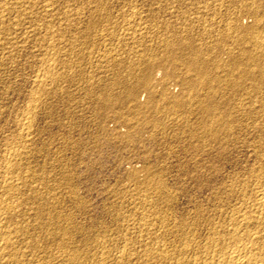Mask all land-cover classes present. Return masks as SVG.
Here are the masks:
<instances>
[{
    "label": "rangeland",
    "instance_id": "1",
    "mask_svg": "<svg viewBox=\"0 0 264 264\" xmlns=\"http://www.w3.org/2000/svg\"><path fill=\"white\" fill-rule=\"evenodd\" d=\"M8 1L9 0H0V27L2 25L0 28V44H2L0 45V178H3L2 181L5 179H8V181L11 180L14 184L15 190L13 191L14 193H12L13 195L10 196V198H12L11 201H15V203L17 200L23 201L17 202L19 203V205H17L19 206V209L17 210L20 216L17 215L18 212H16L17 214L15 212V214H9L11 215L10 217L7 215L9 218L5 216L7 222L5 221L6 223H4V225H8L7 228L9 230H13L17 225H19L18 227L23 226L22 228H24V226L27 228L28 226L27 229L32 231L35 235L34 236L28 231V234L21 232L23 237L21 233L20 235L18 233V236L16 234L17 238L22 237V240L17 239L14 235V239L11 237V243L14 244L13 248L15 247L14 252L18 255L16 264H31L40 261V264H50L52 261V264H54V261L58 258L59 259L58 261H55V264H57V262L60 264L61 259L71 257L72 254L76 255V257H78L77 260H81L80 262L82 264H86V262L87 264H105L106 262V264H117V262L120 264L119 262L122 260L123 262L121 264H138L140 261L143 264H154L150 263L152 259H154L153 262L156 261L155 264H157V261H159L158 264H161L160 261L162 259L160 257L162 256L160 255L162 251L163 253L167 251L168 254L173 256L172 262H170L173 264L180 260L193 261L197 255H202L212 240L216 238V236L218 237L217 234L220 233L222 229L229 227L232 222V217L234 218L233 220H235L244 216L245 212L252 209L253 203L256 202L254 200L257 199L256 197L259 193L258 190L261 191L264 189V48L262 49L263 51L261 50L260 52L254 53V58L257 55L255 58L256 60H254V63H250L249 67L247 66L248 70L253 73L248 72L247 75L245 74V76H243V73V75L241 73L239 75V70V72L234 70L235 74H232L234 76H231V79L236 80H233L234 83H236L234 87V89H236L233 92L228 89V91L225 92L226 94L224 97L226 96L225 99L230 101H227L228 104L230 103L228 107L231 105L230 108L233 107L232 111L234 113L231 111L230 115H232V118H229V124L230 126L232 125L231 129L234 128V130L231 131L232 133L230 132L228 134V136H230H226V138L225 136H220L219 140L204 138L192 142V140L187 137L189 135L187 131L179 130L180 122L182 123L183 120L180 118L181 112L176 115L174 114L173 117L170 116L169 118H164L166 128H153V126L151 125V127L147 122L148 120L150 121L149 117L151 112H148V114L145 112L146 114L144 113L143 115L138 116L139 118H135V116L128 111L130 104L124 105L122 110L119 111L111 108L108 111L104 110L103 112V110L98 107L100 100H97L100 98V95L103 93L105 94V92H108L109 94L112 93L111 95L113 96L121 94L122 87L118 83L119 80L124 83H134L139 79L138 77H141L142 73L141 70H143L144 65L148 63H146V61L154 62V59L157 60L162 57V54H164V52L161 51L162 46L160 45L165 42L164 40L171 41L175 38L178 40V38L182 39V37L183 39H187V36L188 39L191 38V40L195 38L194 40L197 41V45H203L204 48L210 49L211 53H213L211 50H215L214 53H219V56L222 54L220 51H226V49V52L233 51L231 53H236L237 55L235 54V57L237 58L230 57V55L223 52L226 57L221 55L222 57L220 58L222 60H220L222 62L224 61L225 65L228 64L229 66L230 64L232 67L233 64L231 63L234 62L236 65H246V63H244L246 61L244 60H247L248 56L242 55V59L240 51L238 52V50H241V48L247 49L249 47V39H242L243 41L239 43L240 49L238 46H234L231 41V32L225 23L236 14V19H238V22H241H239L241 27L249 28L248 26L250 25V28H253L252 22L253 19H255L254 26L258 27L259 31L263 30L261 35L264 36V28L262 29V27H264V20L262 19L264 15V0L263 2L262 0H240L241 2L239 0H107V2H104V0H43L44 4L42 0H26L27 2L24 0H10L9 3H6ZM246 1L250 2L247 3ZM251 1L252 4L249 5ZM100 2L101 4L103 2L107 4L104 5L103 3L101 6ZM253 2L258 4L256 5L257 7L255 5V7L253 6ZM42 4L44 7H41ZM247 5L249 8H247ZM2 6L5 9H3ZM25 6H28V8ZM45 6L47 8H45ZM252 6L255 9H253ZM29 7L31 8V11ZM6 8L9 10V14ZM50 8H52V10ZM35 9L36 12H34ZM96 9L99 11L101 9V13ZM250 9L253 10L250 12ZM23 10L26 11L24 12ZM102 12H104V14ZM22 13L25 14L22 16ZM105 13L108 14L107 18H109L107 19V23L103 21L106 20L105 18L100 20L103 16L107 15ZM249 13L251 16L258 18L253 17L252 19L251 16L247 17ZM28 14H31V16L28 17ZM46 14L47 17H45ZM97 14H100L98 15V18ZM63 15H65L66 19L63 18ZM109 15H112V17ZM260 17H262V20L259 19ZM19 18L23 20L21 21ZM39 18L43 19L40 20ZM95 18L98 20L95 21ZM257 19L258 21H256ZM31 20L32 25L30 24ZM99 20L101 22H99ZM17 21L21 23V25L18 24ZM110 21L115 23V25L111 24ZM117 21L118 24L116 23ZM204 21H206L207 25H204ZM103 22L104 26L106 25L107 28L101 24ZM53 23L54 26H52ZM88 25L91 26L92 31L90 30V27L88 28ZM136 25L139 26V28ZM203 25L205 31L204 27H202ZM93 26H95V28ZM219 26H224L223 28L225 30ZM3 27L4 29H2ZM15 27L18 29L16 30ZM208 28L211 30L215 28V30H212L211 32ZM50 29H52V31H50ZM202 30L205 33H202ZM84 31H86L87 34ZM134 31L136 32L134 33ZM215 31H218L222 36L224 35V38H221L222 36L217 32L215 33ZM11 32L13 33L11 34ZM10 34L12 39L10 38ZM13 34L17 35L15 36ZM216 35L220 39L217 38ZM212 37L218 41L216 42V45L214 43L215 40H213ZM199 38L202 39L201 43L203 42L205 45L199 42ZM244 38L248 37L245 35ZM211 39L212 41L210 42ZM11 40H13V44ZM194 40L192 41L195 45ZM244 41H246L247 45ZM198 42L200 44H198ZM225 44L228 46H222ZM209 46L211 48H209ZM228 47H231L232 49ZM217 48L221 49L219 50ZM234 48L239 54L233 50ZM146 54L148 56L145 57ZM144 57L149 60H145ZM142 59L145 60V62ZM229 60L230 62H225ZM234 60H237V62ZM256 61L257 64L260 62L261 64L257 65L255 63ZM222 62L220 63V66H224V63ZM130 64L132 67H130ZM138 64L139 67L141 66L140 72L138 70ZM250 66L252 68H250ZM253 66L258 68L260 66L261 70L258 68L253 69ZM226 67H220L219 70L217 69L220 77H224L225 72L227 75L229 69ZM245 67L246 66H244V68ZM242 68L243 66L241 69ZM132 69L133 71H131ZM223 70L225 71L224 73ZM162 72L163 71L160 69H157L154 73V79H159ZM250 74L255 76H250ZM246 76L248 78H246ZM255 80L261 87L257 83H254ZM241 81L245 82V85H243ZM241 87H243V89ZM177 89L178 88L175 84L172 83L171 90L176 92ZM252 89L255 91H252ZM140 95L141 100H139L144 103L146 94L141 91ZM222 95L223 94H221V96ZM227 95H230L229 98ZM245 98H248L249 100ZM241 103L243 105H241ZM239 104L242 106H239L240 109L242 108V113L237 112L240 111L237 106ZM246 106L251 107V110ZM234 108L235 110L237 109V111H235ZM259 108H261V110H259ZM244 110L246 111L244 113L247 114V116L243 113ZM120 111L121 113H119ZM248 111L252 113L249 115ZM255 113L259 114L254 115ZM234 114L237 115L234 116ZM243 115L244 117H242ZM124 116L127 118L126 120ZM251 117H253V120L250 119ZM141 121L144 122L142 123ZM136 122L142 124L139 125L136 124ZM192 122H194V119ZM222 127V125H215L214 129L216 131ZM158 129L159 131H157ZM176 129L181 133L179 132L176 134ZM129 132L131 133V138L125 136ZM182 132H185V135ZM152 137L155 140L152 139ZM225 141L229 143L225 144ZM223 142L225 145L222 144ZM230 142H233L234 144ZM8 144L9 146H6ZM191 144L193 146L196 144L194 147L197 148L202 146V149L200 148L201 151H198L199 149L193 151L191 149V147H193ZM205 144L208 146L207 148H205ZM10 147L13 149L11 148V150ZM203 147L205 148V151ZM3 152L4 154H2ZM202 152H204L203 156H201ZM11 153L14 154V158L18 157L15 158L18 166L12 173H10L13 176L10 174V176H6L8 174L4 176L3 165H5L7 160L5 157L9 158ZM260 156L263 157L262 160V157ZM3 157L6 160H4ZM1 169L3 171H1ZM15 171L17 172L15 173ZM9 177H12V179ZM259 177L262 178L260 179ZM1 179L0 186H5L4 181L2 182ZM259 181H261V183ZM3 187L0 189H3ZM20 194L21 196H19ZM0 195L1 199L3 195L1 191ZM23 197L30 200L27 199L24 203ZM28 201L29 203L27 205L26 202ZM45 202H47V204ZM32 203H34V205L36 204V206ZM247 204L249 206H247ZM42 205L45 208L48 207L45 213V208ZM246 206L248 208L250 207V209L247 210ZM29 207L30 210L32 208V211L29 210ZM24 209H27L28 212ZM19 210H22L23 215H21L22 213ZM34 210L40 212L37 211L38 216L35 215L36 213L34 212L35 214L32 217ZM52 212H54V214ZM42 213H44V216ZM48 213L49 215H47ZM39 214H41V216H39ZM62 214L70 216L65 217L62 216ZM249 214L253 215L254 213L251 212ZM46 215L50 219L46 217ZM21 216H23L24 219L22 222L28 221L26 223H30L31 225L22 223ZM25 216L29 218H26ZM53 216L58 218L55 220V217L53 219ZM14 217L21 218L17 219ZM34 219H38V222ZM8 220H10L12 225L15 223L13 225L15 226L14 228H12L13 226ZM58 220L59 222L61 221L60 224ZM63 220L68 221L65 223ZM72 221L73 223H71ZM33 223H36L37 225H33ZM38 223H43L41 225L42 228ZM66 225L69 226L63 227ZM73 225L76 227H73ZM180 225L181 227L183 226L182 230L181 227H179ZM69 227L74 229L71 228L72 230H70ZM48 228L50 229L48 230ZM56 228L58 229L56 230ZM37 229H39L38 235L37 233H34ZM63 230L66 231L63 232ZM215 230L220 231L217 232ZM44 231L49 237L44 234ZM71 231L72 234L70 233ZM74 231H77L78 233H75ZM49 232H51L52 235L54 234L53 238ZM68 232L72 238H69ZM154 235H157V237ZM33 236L37 241L36 244L39 246L35 245L36 241L34 239L31 240ZM38 236L41 238V243L40 241L38 242ZM27 239L33 242L30 243ZM13 240L17 243L13 242ZM70 241H74L75 244H70ZM24 242L27 246L23 244ZM18 243L23 245H19ZM28 243H30L31 246ZM45 243H50V245L48 244L49 246L44 248L45 245L47 246ZM62 243L63 246L68 245L66 246L68 250L66 247L62 246ZM28 246H30V248L34 246V248L28 249ZM41 246H43V250L40 251L39 249ZM72 246H76V248L78 247V250L75 247L74 250ZM50 247L54 248H51L50 250ZM60 247L63 248L61 249ZM188 247L189 249H187ZM16 248H18V250ZM60 249L61 251L66 249L63 251L65 253L62 252V254H60ZM36 250L39 251L40 254L39 252L35 253L37 252ZM44 250H46V253ZM47 250L49 251L47 252ZM152 250L154 252H152ZM79 251H83L82 253L85 254L82 255ZM42 252L47 255L44 256ZM157 252L161 253L157 254ZM94 253L95 255L93 256ZM147 253L149 256H153L152 254H157L158 256L154 255L151 257V260H149L150 258L147 259ZM19 254H21L23 258H21ZM52 254L54 257L58 254V258H56V256L55 259ZM91 254L92 256H90ZM96 254L102 256L104 260L101 257L96 258L98 257ZM122 254H126V258H123L124 255ZM144 254L147 255L145 256ZM79 255H81V257ZM105 255H107L106 258ZM119 255H122L123 257L120 258L121 256ZM28 256L31 257L28 258ZM36 256L39 257V259H37ZM199 256H197V258H199ZM34 258H36L37 261ZM85 258H87V261ZM91 258L93 261L96 258L95 262L91 261ZM189 258L191 259L189 260ZM29 259H32V262ZM136 259H138L139 262ZM97 260H99V262H97ZM107 260L110 262L108 263ZM173 260L176 261L174 262ZM46 261L50 263H46ZM62 261L61 264H67L69 262L68 260L65 262ZM103 261L105 262L103 263ZM163 261L164 260H162V263L164 264ZM80 262L76 261L75 263L74 261L69 262L68 264H81Z\"/></svg>",
    "mask_w": 264,
    "mask_h": 264
},
{
    "label": "bare ground",
    "instance_id": "2",
    "mask_svg": "<svg viewBox=\"0 0 264 264\" xmlns=\"http://www.w3.org/2000/svg\"><path fill=\"white\" fill-rule=\"evenodd\" d=\"M4 1H6V0H4ZM10 1V0H9ZM9 1L8 2H6V3H9ZM13 1V0H12ZM15 1V0H14ZM18 1V0H17ZM16 1V3L18 4V2ZM24 1H26V0H24ZM49 1V0H48ZM97 1V0H96ZM114 1V0H113ZM112 1V2H113ZM240 1V0H239ZM253 1V0H252ZM252 1H251V3H249V5L250 4H252ZM261 1V0H260ZM22 2V1H21ZM27 2V1H26ZM25 2V3H26ZM42 2H43V0H42ZM104 2H107V0L105 1L104 0ZM103 2V3H104ZM241 2V1H240ZM245 2V1H244ZM247 2V1H246ZM248 2H250V1H248ZM247 2V3H248ZM257 2V1H256ZM262 2H263V0H262ZM4 3V2H3ZM11 3V2H10ZM19 3H20V1H19ZM45 3H47V2H45ZM50 3V2H49ZM48 3V4H49ZM103 3L101 4V2H100V4H101V6L103 5ZM243 3V2H242ZM254 3V2H253ZM258 3V2H257ZM257 3H254L253 4V6L255 5H258ZM12 4V3H11ZM10 4V5H11ZM15 4V3H14ZM24 4V3H23ZM27 4V3H26ZM31 4V3H30ZM29 4V5H30ZM43 4H44V2H43ZM43 4L41 5V7L43 6ZM52 4H54V3H52ZM98 4V3H97ZM100 4H98V5H100ZM107 4V3H106ZM105 3H104V5H106ZM239 4V3H238ZM259 4H261V3H259ZM264 4V3H263ZM4 5V4H3ZM9 5V4H8ZM13 5V4H12ZM32 5V4H31ZM35 5H36V3H35ZM211 5H213V4H211ZM262 5V4H261ZM260 5V6H261ZM1 6V5H0ZM15 6V5H14ZM16 6H19V5H16ZM20 6H24V5H20ZM51 6V5H50ZM73 6V5H72ZM91 6V5H90ZM222 6H224V5H222ZM253 6H252V8H253ZM254 6V7H255ZM264 6V5H263ZM262 6V7H263ZM5 7H6V5H5ZM9 7V6H8ZM7 7V8H8ZM25 7H27L28 8V6H25ZM25 7H23V8H25ZM32 7V6H31ZM44 7V6H43ZM257 7V6H256ZM259 7V6H258ZM2 8H3V6H2ZM6 8V9H7ZM30 8V7H29ZM34 8H35V6H34ZM37 8V7H36ZM45 8H47L46 6H45ZM209 8V7H208ZM218 8V7H217ZM247 8H249L248 7V5H247ZM246 8V9H247ZM251 8V7H250ZM261 8V7H260ZM3 9H5V8H3ZM51 10H52V8H50ZM49 9V10H50ZM69 9H70V7H69ZM93 9V8H92ZM104 9V8H103ZM107 9V8H106ZM112 9V8H111ZM114 9H116V8H114ZM120 9V8H119ZM122 9V8H121ZM207 9V8H206ZM227 9V8H226ZM243 9H244V7H243ZM253 9H255V8H253ZM253 9H250V12H251V10H253ZM21 10V9H20ZM29 10V9H28ZM32 10H34V9H32ZM44 10H46V9H44ZM67 10V9H66ZM97 10V9H96ZM126 10V9H125ZM249 10V9H248ZM7 11H8V14H9V10L7 9ZM11 11V10H10ZM12 11H13V9H12ZM14 11H15V9H14ZM17 11H19V10H17ZM24 11V10H23ZM26 11V10H25ZM24 11V12H25ZM30 11H31V8H30ZM41 11L43 12V10L41 9ZM62 11V10H61ZM63 11H65V10H63ZM95 11V10H94ZM93 11V12H94ZM97 11H99V10H97ZM234 11V10H233ZM243 11V10H242ZM261 11V10H260ZM19 12H21V11H19ZM34 12H36V9H35V11ZM33 12V13H34ZM45 12V11H44ZM56 12V11H55ZM66 12H68V11H66ZM100 13H101V9H100V11H99ZM98 12V13H99ZM105 12V11H104ZM104 12H102L103 14H104ZM124 12V11H123ZM126 12H128V11H126ZM168 12V11H167ZM205 12V11H204ZM231 12H232V9H231ZM235 12V11H234ZM245 12V11H244ZM253 12V11H252ZM258 12H259V9H258ZM32 13V14H33ZM39 13V12H38ZM38 13H36V14H38ZM47 13H48V11H47ZM65 13V12H64ZM209 13V12H208ZM211 13V12H210ZM213 13V12H212ZM215 13V12H214ZM242 13V12H241ZM254 13H255V11H254ZM12 14V13H11ZM20 14V13H19ZM23 14H25V13H22V16H23ZM35 14V13H34ZM40 14V13H39ZM49 14V13H48ZM61 14V13H60ZM105 14H107V13H105ZM120 14V13H119ZM118 14V15H119ZM185 14V13H184ZM248 14V13H247ZM246 14V15H247ZM98 15H100V14H97V18H98ZM102 15V14H101ZM141 15V14H140ZM231 15V14H230ZM246 15H244V16H246ZM252 15H253V13H252ZM20 16V15H19ZM26 16V15H25ZM29 16H31V14L29 15L28 14V17ZM37 16V15H36ZM43 16H45V15H43ZM43 16H40V17H43ZM59 16V15H58ZM79 16V15H78ZM103 16V15H102ZM107 16H108V14L106 15V16H103V18H101L100 20H102V19H106V20H103V21H105V23H107L108 21H107V19H109V18H107ZM109 16H111L112 17V15H109ZM125 16V15H124ZM150 16V15H149ZM201 16V15H200ZM200 16H198V17H200ZM216 16V15H215ZM238 16V15H237ZM250 17L251 16V14L249 13V15H247V17ZM256 16H257V13H256ZM262 16V15H261ZM3 17V16H2ZM34 17V16H33ZM45 17H47V14H46V16ZM68 17V16H67ZM70 17V16H69ZM73 17V16H72ZM95 17V16H94ZM93 17V18H94ZM127 17V16H126ZM139 17V16H138ZM175 17V16H174ZM181 17H182V15H181ZM190 17V16H189ZM198 17H197V19H198ZM231 17H232V15H231ZM233 17H235V18H233ZM233 19L232 18H230V19H228L227 21H226V23L225 24H227L226 26H228L227 28H229V31L231 32L230 34H231V41H232V43H233V45L234 46H238L239 47V49H240V45H239V43L241 42V41H243L242 39H249V43H248V41H247V43L249 44V47L247 48V49H242L241 48V50H238V52L240 51V55L242 56V55H247L248 56V58H247V60H244V61H246V62H244V63H246V65H242V64H235V62L234 63H231V64H233L232 65V67H231V65L229 64V66H228V64H226L225 65V63H224V61L222 62L221 60V58L220 57H222V56H225L224 55V53L225 54H227V55H230V57L232 56V57H235L236 55L234 54V53H231V52H233V51H228V52H226L227 51V49H226V51H220L221 53V55L219 56V53H214L215 52V50L213 51V50H211L213 53H211L210 52V49H208V48H204L203 47V45L202 46H200V45H197V41L196 40H194V39H192V40H194V42H195V45H194V43H193V41L191 40V38L190 39H188V36L186 37L187 39H183V37H182V39H180V38H178V40H177V38H175V39H172L171 41L170 40H164L163 42L164 43H162V44H160L161 46H162V50H161V48H160V50L161 51H163L164 52V54H162V57L161 58H159V59H154V62H151V61H146V65H144V69L143 70H141L140 69V67H139V64L137 65L138 67H139V72H140V70H141V77H138L139 79H137V77H136V81L134 82V83H124V82H122L121 80H119V85L122 87V92H121V94H117L116 96L114 95H111V94H109L108 92L106 93L105 92V94L103 93V94H101L100 95V98H98V100L97 101H99L100 103H98L99 104V106L98 107H100L102 110H103V112H104V110L106 111H108L109 109H111V108H113V109H117L118 111L119 110H122V107L124 106V105H129L130 104V106H129V110L128 111H130V113L133 115V116H135V118L136 117H138V116H141V115H143L145 112H147V114H148V112H151L150 113V121L148 120L147 122H148V125L150 124V126L152 125L153 126V128H155V127H161L162 129L163 128H166V123H165V119L164 118H169L170 116H172L173 117V115L175 114H178L179 112H181V117L180 118H182L181 120H182V123L180 122V125H179V130L180 131H187L188 132V136L187 137H189L191 140H192V142L193 141H197V140H200V139H204V138H211V139H213V140H219L220 139V136H225V138H226V136H228V134L231 132V131H233L234 130V128L233 129H231V126H230V121H229V118L232 116V115H230L231 114V111H232V109H233V107L232 108H230V107H228L229 106V104H228V102H230V101H228L227 99H225L226 98V96L224 97V95L226 94L225 92L226 91H228V89H230L232 92L236 89H234V87H235V85H236V83H234V81H236V80H234V79H231V76H234V75H232V74H235L234 73V70L236 71H238L239 72V75H240V73L243 75V76H245V74L247 75V73L248 72H250V73H253V72H251V71H249L248 70V67H249V65H250V63H254V60H256L255 58L257 57V55H256V57L254 58V53H257V52H260L263 48H264V36H262L261 35V33H262V31L260 32L259 31V29H258V27H255L254 26V20L255 19H253V17L254 16H251V18L253 19V28H250V25L248 26L249 28H243V27H241V25L239 24V22H238V19H236V14L235 15H233ZM18 18V17H17ZM50 18V17H49ZM52 18V17H51ZM62 18V17H61ZM63 18H65V15H63ZM100 18V17H99ZM137 18V17H136ZM171 18V17H170ZM194 18V17H193ZM212 18V17H211ZM241 18V17H240ZM254 18H258V17H254ZM262 17H260L259 19H261ZM3 19V18H2ZM7 19V18H6ZM5 19V20H6ZM20 20H21V18H19ZM30 19V18H29ZM38 19V18H37ZM40 20H42L41 18H39ZM46 19V18H45ZM53 19V18H52ZM66 19V18H65ZM96 19V18H95ZM114 19V18H113ZM121 19V18H120ZM129 19V18H128ZM188 19H190V18H188ZM215 19V18H214ZM227 19V18H226ZM263 20H264V15H263V18H262ZM261 19V20H262ZM5 20H4V22H5ZM23 20V19H22ZM21 20V21H22ZM25 20H27V19H25ZM34 20V19H33ZM98 19H96L95 21H97ZM99 20V22H101ZM110 20H112V19H110ZM125 20V19H124ZM144 20V19H143ZM170 20V19H169ZM209 20V19H208ZM211 20V19H210ZM216 20V19H215ZM241 20V19H240ZM51 21V20H50ZM69 21V20H68ZM91 21V20H90ZM93 21V20H92ZM145 21V20H144ZM174 21V20H173ZM212 21V20H211ZM222 21V20H221ZM256 21H258V19L256 20ZM18 22V21H17ZM29 22V21H28ZM70 22V21H69ZM111 22V21H110ZM115 22V21H114ZM120 22V21H119ZM153 22V21H152ZM162 22V21H161ZM185 22V21H184ZM188 22V21H187ZM198 22V21H197ZM205 22V24L204 25H207V23H206V21H204ZM213 22V21H212ZM224 22V21H223ZM222 22V23H223ZM8 23H9V21H8ZM8 23H7V26H8ZM26 23V22H25ZM32 23V20L30 21V24ZM49 23V22H48ZM95 23V22H94ZM117 24H118V21L116 22ZM129 23V22H128ZM141 23V22H140ZM164 23V22H163ZM165 23H167V22H165ZM200 23V22H199ZM241 23V22H240ZM1 24V23H0ZM2 24H3V22H2ZM18 24H20L21 25V23H19L18 22ZM24 24V23H23ZM22 24V25H23ZM43 24V23H42ZM101 24H103V26H104V22L103 23H101ZM108 24H110V23H108ZM111 24H114L115 25V23H113V22H111ZM116 24V25H117ZM137 24V23H136ZM148 24V23H147ZM160 24V23H159ZM171 24V23H170ZM202 24V23H201ZM212 24V23H211ZM258 24V23H257ZM256 24V25H257ZM6 25V24H5ZM10 25H11V22H10ZM15 25H16V23H15ZM28 25V24H27ZM32 25V24H31ZM30 25V26H31ZM40 25V24H39ZM91 25V24H90ZM90 25H88V28L90 27V30H91V26ZM127 25V24H126ZM142 25V24H141ZM174 25V24H173ZM184 25V24H183ZM182 25V26H183ZM193 25H195V24H193ZM204 25L202 26V27H204ZM213 25V24H212ZM211 25V26H212ZM217 25V24H216ZM221 25V24H220ZM223 25H224V23H223ZM262 25V24H261ZM13 26V25H12ZM18 26V25H17ZM52 26H54V23H53V25ZM51 26V27H52ZM96 26V25H95ZM95 26H93L94 28H95ZM99 26H100V24H99ZM137 26V25H136ZM163 26V25H162ZM168 26V25H167ZM178 26V25H177ZM197 26V25H196ZM225 26V25H224ZM223 26V27H224ZM260 26V25H259ZM1 27H2V25H1ZM0 27V28H1ZM10 27V26H9ZM8 27V28H9ZM47 27V26H46ZM50 27V28H51ZM97 27V26H96ZM105 28H107L106 27V25L104 26ZM124 27V26H123ZM138 28H139V26H137ZM152 27V26H151ZM159 27V26H158ZM172 27V26H171ZM170 27V28H171ZM184 27V26H183ZM195 27V26H194ZM214 27V26H213ZM212 27V28H213ZM219 27H221V26H219ZM223 27H221L223 30H225ZM7 28V27H6ZM5 28V29H6ZM10 28H12V27H10ZM14 28V27H13ZM16 28V30L18 29L17 27H15ZM20 28V27H19ZM28 28V27H27ZM84 28V27H83ZM94 28H92V29H94ZM104 28V29H105ZM110 28V27H109ZM118 28V27H117ZM146 28V27H145ZM148 28V27H147ZM173 28V27H172ZM185 28V27H184ZM191 28V27H190ZM207 28V27H206ZM209 28H210V22H209ZM208 28V29H209ZM218 28V27H217ZM264 27H262V29H263ZM2 29H4V27L2 28ZM31 29V28H30ZM48 29V28H47ZM126 29V28H125ZM128 29V28H127ZM135 29V28H134ZM151 29V28H150ZM168 29V28H167ZM194 29V28H193ZM198 29V28H197ZM203 29V28H202ZM10 30V29H9ZM15 30V29H14ZM96 30V29H95ZM102 30V29H101ZM120 30V29H119ZM129 30V29H128ZM136 30V29H135ZM142 30V29H141ZM144 30H146V29H144ZM149 30V29H148ZM147 30V31H148ZM182 30V29H181ZM211 32H212V30H215V28L214 29H209ZM208 30V31H209ZM228 30V29H227ZM11 31V30H10ZM49 31V30H48ZM50 31H52V29H50ZM62 31V30H61ZM92 31V30H91ZM133 31V30H132ZM138 31H140V30H138ZM186 31V30H185ZM184 31V32H185ZM203 31V30H202ZM204 31H205V27H204ZM202 32V33H205V32ZM220 31H222V30H220ZM67 32V31H66ZM84 32H86V31H84ZM83 32V33H84ZM113 32V31H112ZM119 32V31H118ZM136 31H134V33H135ZM188 32V31H187ZM207 32V31H206ZM218 33V31H215V33ZM226 32V31H225ZM13 32H11V34H12ZM25 33V32H24ZM102 33V32H101ZM100 33V34H101ZM104 33V32H103ZM110 33V32H109ZM117 33V32H116ZM130 33H132V32H130ZM192 33V32H191ZM214 33V32H213ZM222 33H224V32H222ZM221 33V34H222ZM264 33V32H263ZM2 34V33H1ZM11 34H10V38H11ZM86 34H87V32H86ZM107 34V33H106ZM115 34V33H114ZM126 34V33H125ZM128 34V33H127ZM151 34V33H150ZM200 34V33H199ZM198 34V35H199ZM206 34H208V33H206ZM210 34V33H209ZM219 35H220V33H218ZM226 34V33H225ZM6 35V34H5ZM8 35H9V33H8ZM13 35H15V34H13ZM17 35V34H16ZM15 35V36H16ZM96 35H98V34H96ZM103 35H105V34H103ZM102 35V36H103ZM115 35H117V34H115ZM131 35V34H130ZM183 35V34H182ZM192 35V34H191ZM194 35V34H193ZM202 35V34H201ZM204 35V34H203ZM215 35V34H214ZM245 35L248 37V38H244L245 37ZM264 35V34H263ZM3 36V35H2ZM91 36H93V35H91ZM172 36V35H171ZM174 36V35H173ZM220 36H222V35H220ZM224 36V35H223ZM221 37V38H224V37ZM227 36V35H226ZM6 37V36H5ZM4 37V38H5ZM80 37V36H79ZM94 37V36H93ZM98 37V36H97ZM101 37V36H100ZM114 37V36H113ZM144 37V36H143ZM167 37V36H166ZM190 37V36H189ZM201 37V36H200ZM207 37H208V35H207ZM206 37V38H207ZM216 37H217V35H216ZM229 37V36H228ZM227 37V38H228ZM1 38V37H0ZM4 38H2V39H4ZM7 38V37H6ZM5 38V39H6ZM40 38V37H39ZM77 38V37H76ZM122 38H124V37H122ZM174 38V37H173ZM209 38V37H208ZM213 38V37H212ZM217 38H219V37H217ZM226 38V37H225ZM8 39V38H7ZM6 39V40H7ZM12 39V38H11ZM89 39V38H88ZM140 39V38H139ZM146 39V38H145ZM144 39V40H145ZM165 39H167V38H165ZM200 39V38H199ZM204 39V38H203ZM220 39V38H219ZM230 39V38H229ZM10 40V39H9ZM72 40V39H71ZM93 40V39H92ZM91 40V41H92ZM143 40V39H142ZM201 40L202 39H200V43H201ZM207 40V39H206ZM205 40V41H206ZM213 40H215L214 38H213ZM222 40V39H221ZM225 40V39H224ZM228 40V39H227ZM5 41V40H4ZM133 41V40H132ZM212 41V39L210 40V42ZM223 41V40H222ZM6 42V41H5ZM9 42V41H8ZM11 42H12V44H13V40H11ZM14 42H15V40H14ZM89 42V41H88ZM128 42V41H127ZM136 42V41H135ZM198 42V44H200ZM207 42V41H206ZM209 42V41H208ZM216 42H218V41H216L215 40V45H216ZM224 42V41H223ZM222 42V43H223ZM227 42V41H226ZM245 42V44H246V41H244ZM140 43V42H139ZM203 43V42H202ZM201 43V44H202ZM221 43V44H222ZM225 43V42H224ZM230 43V42H229ZM243 43V42H242ZM8 44V43H7ZM6 44V45H7ZM11 44V43H10ZM9 44V45H10ZM12 44H11V46H12ZM45 44V43H44ZM133 44V43H132ZM204 44V43H203ZM208 44V43H207ZM213 44V43H212ZM219 44V43H218ZM231 44V43H230ZM244 44V45H245ZM0 45H2V44H0ZM205 45V44H204ZM210 45H211V43H210ZM214 45V44H213ZM220 45V44H219ZM247 45V44H246ZM222 46H228V45H222ZM5 47V46H4ZM4 47H2V48H4ZM7 47H8V45H7ZM10 47V46H9ZM149 47V46H148ZM157 47V46H156ZM160 47V46H159ZM215 47V46H214ZM221 47V46H220ZM233 47V46H232ZM235 47V48H236ZM1 48V47H0ZM6 48V47H5ZM11 48V47H10ZM209 48H211L210 46H209ZM222 48V47H221ZM221 48H217V49H221ZM228 48H231V47H228ZM235 48L233 49V50H235ZM244 48V47H243ZM232 49V48H231ZM145 50V49H144ZM223 50H224V48H223ZM4 51V50H3ZM5 51H6V49H5ZM142 51V50H141ZM154 51V50H153ZM263 51V50H262ZM11 52V51H10ZM52 52H54V51H52ZM51 52V53H52ZM151 52V51H150ZM160 52V51H159ZM211 54H210V53ZM224 52V53H223ZM235 52H237L236 50H235ZM237 52V53H238ZM139 53V52H138ZM157 53V52H156ZM150 54V53H149ZM239 54V53H238ZM263 54H264V52H263ZM113 55V54H112ZM142 55V54H141ZM152 55H154V54H152ZM211 55H212V57H211ZM260 55V54H259ZM11 56V55H10ZM122 56V55H121ZM139 56V55H138ZM146 56H148L147 54L145 55V57ZM151 56V55H150ZM149 56V57H150ZM159 56V55H158ZM56 57V56H55ZM142 57V56H141ZM145 57H144V59H145ZM154 57V56H153ZM152 57V58H153ZM226 57V56H225ZM228 57V56H227ZM261 57H262V53H261ZM261 57H259V58H261ZM125 58V57H124ZM224 58V57H223ZM235 58H237V57H235ZM242 59H243V56L241 57ZM240 58V59H241ZM116 59V58H115ZM148 59V58H147ZM147 59H145V60H147ZM150 59H151V57H150ZM221 59V60H220ZM228 59H229V57H228ZM238 59H239V56H238ZM143 60V59H142ZM145 60H143L144 62H145ZM149 60V59H148ZM226 60V59H225ZM231 60H233V59H231ZM263 60H264V58H263ZM234 61H236L237 62V60H234ZM262 61V60H261ZM141 62V61H140ZM156 62V63H155ZM224 63V66H220V63ZM225 62H230V60L229 61H225ZM243 62V61H242ZM3 63V62H2ZM239 63V62H238ZM256 64H257V61L255 62ZM141 64V63H140ZM144 64V63H143ZM259 65L261 64V62L260 63H258ZM257 64V65H258ZM252 65V64H251ZM254 65V64H253ZM128 66H129V64H128ZM226 66H228V67H226ZM243 66V68L241 69V67ZM244 66H246L245 68H244ZM248 66V67H247ZM130 67H132L131 66V64H130ZM220 67H223V68H227V69H229V71H227L228 73H227V75H226V72L223 70V73L226 75H224V77L222 76V77H220L219 75H218V72H217V69L219 70L220 69ZM255 66H253V69H256V68H258V67H255ZM50 68V67H49ZM53 68V67H52ZM133 68H134V66H133ZM135 68V69H136ZM231 68V69H230ZM250 68H252L251 66H250ZM157 69H160L161 71H163L162 72V74H161V76H160V78L159 79H154V77H155V75H154V73L157 71ZM213 69H215V70H213ZM258 69H260V66H259V68ZM137 70V71H138ZM250 70H252V69H250ZM261 70V69H260ZM260 70H259V72H260ZM131 71H133V69L131 70ZM222 71V70H221ZM236 71V72H237ZM49 72V71H48ZM136 72V71H135ZM217 72V73H216ZM133 73V72H132ZM137 74V73H136ZM255 74H256V72H255ZM221 75V74H220ZM253 75V74H252ZM251 74H250V76H252ZM253 76H255V75H253ZM57 78H59V77H57ZM234 78V77H233ZM237 78V77H236ZM242 78V77H241ZM246 78H248L247 76H246ZM251 78V77H250ZM255 78H257V77H255ZM258 79V78H257ZM55 80H57V79H55ZM234 80V81H233ZM241 80V79H240ZM250 81H252L251 79H249ZM3 81V80H2ZM238 81V80H237ZM133 82V81H132ZM240 82V81H239ZM239 82H238V84H239ZM254 82V81H253ZM172 83H174L175 84V86L178 88L177 89V91L176 92H174V91H172L171 90V86H172ZM241 83H243V85H245L244 83L245 82H243V81H241ZM251 83V82H250ZM254 83H257L258 85H259V83L258 82H256V80H255V82ZM41 84V83H40ZM44 85V84H43ZM242 85V86H243ZM252 85V84H251ZM238 86V85H237ZM255 86H256V84H255ZM260 86V85H259ZM43 87V86H42ZM45 87V86H44ZM251 87V86H250ZM261 87V86H260ZM232 88H233V90H232ZM242 89H243V87H241ZM252 88V87H251ZM240 89V88H239ZM254 89V88H253ZM252 89V91H255V90H253ZM141 91H143V93H145L146 95H145V102L144 103H142V101H140L141 100ZM258 91V90H257ZM230 92V91H229ZM231 93V92H230ZM221 94H223L222 96H221ZM236 94V93H235ZM234 94V95H235ZM237 95V94H236ZM243 95V94H242ZM247 95V94H246ZM257 95V94H256ZM228 96V95H227ZM230 96V95H229ZM229 96H228V98H229ZM233 96V95H232ZM255 96V95H254ZM258 96V95H257ZM256 97V96H255ZM231 98V97H230ZM140 99V100H139ZM245 99H248V98H245ZM234 100H235V98H234ZM237 100V99H236ZM249 100V99H248ZM228 101V102H227ZM239 102V101H238ZM251 102V101H250ZM228 105H227V104ZM97 104V105H98ZM233 105H234V103H233ZM241 105H243L242 103H241ZM240 104L239 105H237L238 107L239 106H241ZM264 105V104H263ZM235 106V105H234ZM254 106V105H253ZM242 107V106H241ZM247 107V106H246ZM260 107V106H259ZM247 108H251V107H247ZM256 108V107H255ZM254 108V109H255ZM239 109H240V107H239ZM242 109V108H241ZM241 109H240V111H237V109L235 110V108H234V110L235 111H237V112H241ZM245 109V108H244ZM117 110H116V112H117ZM248 110V109H247ZM251 110V109H250ZM257 110V109H256ZM259 110H261V108H259ZM258 110V111H259ZM252 111H254V110H252ZM115 111H114V113H116ZM233 112V111H232ZM244 112H246L245 110L243 111V113ZM119 113H121V111L119 112ZM118 113V114H119ZM234 113V112H233ZM236 113V112H235ZM242 113V112H241ZM252 113V112H251ZM249 111H248V114L250 115L251 114ZM260 113V112H259ZM259 113H257V114H259ZM146 114V113H145ZM245 114V113H244ZM256 113L254 114V115H257ZM264 114V113H263ZM262 114V115H263ZM116 115H117V113H116ZM121 115V114H120ZM123 115V114H122ZM235 115H237V114H234V116ZM241 115V114H240ZM246 116H247V114H245ZM261 115V114H260ZM178 116V115H177ZM238 116H239V114H238ZM238 116H237V118H238ZM122 117V116H121ZM120 117V118H121ZM126 117H128V116H126ZM144 117V116H143ZM242 117H244V115L242 116ZM241 117V118H242ZM123 118V117H122ZM124 118H125V116H124ZM132 118H134V117H132ZM139 118V117H138ZM194 119V122H192L193 121V119ZM232 118V117H231ZM249 118V117H248ZM247 118V119H248ZM253 117H251L250 119H252ZM127 118H125V120H126ZM148 119V118H147ZM147 119H145V120H147ZM235 119V118H234ZM240 119V118H239ZM245 119V118H244ZM243 119V120H244ZM255 119V118H254ZM139 120V119H138ZM237 120V119H236ZM253 120V119H252ZM179 121V120H178ZM233 121V120H232ZM142 123L144 122V121H141ZM235 122V121H234ZM237 122H238V120H237ZM240 122V121H239ZM142 123H139V122H136V124H142ZM135 124V125H136ZM146 124V123H145ZM144 124V125H145ZM176 124V123H175ZM186 124V125H185ZM147 125V124H146ZM190 125V126H189ZM215 125H222L223 127L221 128V129H219V130H216L215 131V129H214V126ZM264 125V124H263ZM137 126V125H136ZM151 126V127H152ZM256 126V125H255ZM258 126V125H257ZM187 128V129H186ZM255 128V127H254ZM253 129V128H252ZM154 130V129H153ZM175 130V129H174ZM177 130V129H176ZM257 130V129H256ZM24 131V130H23ZM157 131H159V129L157 130ZM165 131V130H164ZM180 131H178L177 130V133L176 134H178ZM262 131V130H261ZM161 132H162V130H161ZM187 132H186V134H187ZM181 133V132H180ZM183 134L185 133V132H182ZM232 133V132H231ZM234 133H236V132H234ZM241 133V132H240ZM124 135V134H123ZM155 135V134H154ZM153 135V136H154ZM185 135V134H184ZM257 135V134H256ZM125 136H127L128 138H131V133L129 132L128 134H126ZM124 136V137H125ZM156 136V135H155ZM230 136V135H229ZM228 136V137H229ZM232 136V135H231ZM235 136H237V135H235ZM259 136V135H258ZM12 137V136H11ZM126 137V138H127ZM186 137V136H185ZM227 137V138H228ZM14 138V137H13ZM234 138V137H233ZM232 138V139H233ZM152 139H154L153 137H152ZM229 139V138H228ZM234 139H236V138H234ZM234 139H233V141H234ZM263 139V138H262ZM155 140V139H154ZM190 140V141H191ZM222 140H224V139H222ZM229 141H230V139H229ZM209 142V141H208ZM226 142V141H225ZM250 142V141H249ZM260 142V141H259ZM229 143V142H228ZM227 142L225 143V144H228ZM230 143H233V142H230ZM240 143H242V142H240ZM194 144V143H193ZM211 144V143H210ZM218 144V143H217ZM222 144H224V142L222 143ZM224 144V145H225ZM234 144V143H233ZM192 145V144H191ZM212 145V144H211ZM210 145V146H211ZM253 145V144H252ZM6 146H9V144L8 145H6ZM193 146V145H192ZM194 146H196V144L194 145ZM191 147V149L194 151H196V150H198V151H201L200 150V148L202 147H200V148H197V147ZM198 146V145H197ZM205 146H206V144H205ZM249 146V145H248ZM247 146V147H248ZM199 147V146H198ZM208 146H206L205 148H207ZM12 147H10V149H11ZM204 148V147H203ZM205 148H204V151H205ZM217 148V147H216ZM218 148H219V146H218ZM245 148V147H244ZM255 148V147H254ZM9 149V148H8ZM13 149V148H12ZM11 149V150H12ZM16 149V148H15ZM202 149V148H201ZM224 149V148H223ZM211 150V149H210ZM225 150V149H224ZM261 150V149H260ZM10 151V150H9ZM15 151V150H14ZM14 151H12V152H14ZM197 151V152H198ZM219 151V150H218ZM206 152H207V150H206ZM213 152V151H212ZM261 152V151H260ZM9 153V152H8ZM15 153V152H14ZM30 153V152H29ZM28 153V154H29ZM203 153L204 152H202V155L201 156H203ZM211 153V152H210ZM263 153H264V151H263ZM2 154H4V152L2 153ZM5 154H7V153H5ZM27 154V155H28ZM206 154V153H205ZM208 154H209V152H208ZM212 154V153H211ZM20 155V154H19ZM18 155V156H19ZM254 155H256V154H254ZM8 156V155H7ZM10 157L8 158V157H5V158H7V160L4 158V160H6V162H5V165H3L4 167H3V170L1 169V171H3V173H4V176L6 175V174H8V175H6V176H10L11 174L10 173H12L15 169H16V167L18 166L17 164L18 163H16L17 161H15V158H18V157H15L14 158V154L13 153H11L10 155H9ZM16 156V155H15ZM22 157H23V155H22ZM22 157H20V158H22ZM26 157V156H25ZM209 157V156H208ZM259 157V156H258ZM260 157H262V156H260ZM24 159V158H23ZM263 159V157L261 158V160ZM19 160V159H18ZM21 160V159H20ZM256 160H258V159H256ZM264 160V159H263ZM0 161H1V159H0ZM22 161V160H21ZM20 161V162H21ZM24 161V160H23ZM264 163V162H263ZM262 163V164H263ZM22 164V163H21ZM20 164V165H21ZM264 166V165H263ZM1 167H2V165H1ZM18 169V168H17ZM259 170V169H258ZM17 171H19V170H17ZM17 171H15V173L17 172ZM10 174V175H9ZM3 175V174H2ZM253 175V174H252ZM254 175H256V174H254ZM11 176H13V175H11ZM7 178V177H6ZM10 178V177H9ZM258 178V177H257ZM260 178V177H259ZM262 178V177H261ZM260 178V179H261ZM1 179V178H0ZM3 179V178H2ZM2 179H1V181H2ZM5 179V178H4ZM10 179H12V177L10 178ZM13 179H14V177H13ZM4 181V183H5V186L3 187V186H0V188L1 187H3V189H0V191L2 192V197H1V199H0V264H16V262H17V256L18 255H16L15 254V250H14V248H13V243H11V241H12V239H14V236H16V234H17V236H18V233H19V235H20V233L21 232H23V233H27L28 234V231H30V230H28L27 228H28V226H27V228H25V226H24V228H22L21 226L20 227H18L19 225H17V227H15V226H13L15 223H13V225L11 224V222H10V220H8L9 222H10V224L13 226L12 228H14L13 230H9L7 227H8V225H4V223H6L7 222V220L5 219L6 217L7 218H9L11 215H9V214H12V213H16V212H18V210L17 209H19V206H17V205H19V203H17V202H20V201H18L17 200V202L15 203V201L13 202V201H11V199L12 198H10V196L11 195H13L12 193H14L13 191L15 190V187H14V184L11 182V180L10 181H8V179H5V180H3ZM2 181V182H3ZM6 181V182H5ZM14 181V180H13ZM262 181V180H261ZM261 181H259L260 183H261ZM16 183V182H15ZM162 184V183H161ZM255 185V184H254ZM262 185V184H261ZM246 186V185H245ZM244 186V187H245ZM255 187V186H254ZM17 188V187H16ZM231 188V187H230ZM243 189V188H242ZM246 189H248V188H246ZM249 189H250V187H249ZM248 189V190H249ZM258 190V189H257ZM17 192V191H16ZM21 192V191H20ZM19 192V193H20ZM258 196L256 197L257 199H255L254 201H256L255 203H253V206H252V211L251 210H248V209H250V207L248 208L247 206H249L248 204H247V206H246V208H247V210H248V212L249 211H251L252 213H254L253 215L252 214H249V213H251V212H245L244 213V216H241L240 218H237V219H235V220H233L234 218L232 217V222H231V224L229 225V227H226L225 229H222V231L220 232V233H218L217 235H218V237L216 236V238H214L213 240H212V242L208 245V247L207 246H205V247H207V249L202 253V255L201 256H199V255H197V256H199V258H197V256H196V258L192 261H181L180 259V261H177L175 264H264V189H262L261 191H259L258 190ZM244 193V192H243ZM15 194H18V193H15ZM230 194V193H229ZM1 196V195H0ZM19 196H21V194L19 195ZM23 196V195H22ZM250 197H252V196H250ZM15 198H16V196H15ZM21 198V197H20ZM24 198V197H23ZM26 198V197H25ZM24 198V203H25V200L27 201V199L28 198H26L25 199ZM29 198H31V197H29ZM39 198V197H38ZM41 199V198H40ZM28 200H30V199H28ZM243 200H244V198H243ZM23 201V200H22ZM21 201V202H22ZM250 201V200H249ZM31 202V201H30ZM48 202V201H47ZM47 202H45L46 204H47ZM23 203V204H24ZM27 203V205H28V203H29V201L28 202H26ZM37 203V202H36ZM41 203H43V202H41ZM44 203V204H45ZM22 204V203H21ZM33 205H34V203H32ZM38 204V203H37ZM43 204V205H44ZM45 204V205H46ZM50 204V203H49ZM251 204V203H250ZM42 205V206H43ZM241 205V204H240ZM34 206H36V204L34 205ZM39 206V205H38ZM51 206V205H50ZM243 206V205H242ZM20 207H21V205H20ZM22 207H23V205H22ZM26 207V206H25ZM30 207H31V204H30ZM30 207H29V210H30ZM44 207V206H43ZM47 207V206H46ZM51 207H53V206H51ZM54 207L56 208V206L54 205ZM154 207V206H153ZM240 207V206H239ZM34 208V207H33ZM36 208V207H35ZM42 208V207H41ZM45 208V207H44ZM27 209H28V207H27ZM27 209L25 210L26 212H28L27 211ZM40 209V208H39ZM46 209H48V207L47 208H45V211H44V213L46 212ZM53 209V208H52ZM144 209V208H143ZM240 209V208H239ZM17 210V211H16ZM23 210V209H22ZM22 210H19V211H21V213H22ZM54 210V209H53ZM246 210V211H247ZM24 211V212H25ZM30 211H32V208H31V210ZM38 211V210H37ZM37 211L36 210H34L33 211V213H32V217H33V215L35 214V215H37L38 213H37ZM43 211V210H42ZM41 211V212H42ZM49 211V210H48ZM52 211V210H51ZM242 211V210H241ZM35 212V213H34ZM38 212H40V211H38ZM55 212H58V211H55ZM14 213V214H15ZM44 213H42L43 214V216H44ZM50 213V212H49ZM49 213L47 214V215H49ZM53 214H54V212H52ZM51 213V214H52ZM246 213H248V214H246ZM14 214H13V216H14ZM17 214V213H16ZM52 214V215H53ZM56 214H58V213H56ZM55 214V215H56ZM243 214V213H242ZM7 215H9V217L7 216ZM18 216H20L19 215V212H18V214H17ZM21 215H23V213L21 214ZM46 215V217H48ZM60 215V214H59ZM58 215V216H59ZM6 216V217H5ZM12 216V217H13ZM29 216H31V215H29ZM38 216V215H37ZM39 216H41V214H39ZM42 216V217H43ZM62 216H65V215H63L62 214ZM67 216V215H66ZM65 216V217H66ZM68 216H70V215H68ZM67 216V217H68ZM22 217V220H21V222L24 220L23 219V216H21ZM21 217H18V218H21ZM26 218H29V217H27V216H25ZM24 217V218H25ZM54 217L55 216H53V219H54ZM60 217V216H59ZM65 217H63V218H65ZM159 217V216H158ZM162 217V216H161ZM236 217V216H235ZM14 218H17V217H14ZM17 218V219H18ZM49 218V217H48ZM56 218H58V217H55V220H56ZM62 218V217H61ZM71 218V217H70ZM40 219V218H39ZM47 219V218H46ZM50 219V218H49ZM160 219V218H159ZM165 219V218H164ZM163 219V220H164ZM167 219V218H166ZM28 220V219H27ZM30 220V219H29ZM34 220H38V219H34ZM41 220V219H40ZM39 220V221H40ZM6 221V222H5ZM46 221H48V220H46ZM61 221H62V219H61ZM60 221V222H61ZM63 221H65V223L68 221H66V220H63ZM152 221V220H151ZM20 222V223H21ZM26 222H28V221H25V222H22V223H25V224H27ZM30 222V221H29ZM38 222V221H37ZM58 222H59V220H58ZM57 222V223H58ZM60 222H59V224H60ZM31 223H32V221H31ZM44 223V222H43ZM42 223V224H43ZM52 223V222H51ZM71 223H73V221L71 222ZM229 223V222H228ZM17 224V223H16ZM30 223H28L27 225H29ZM34 224H36V223H33V225ZM42 224H39L38 223V225L42 228ZM45 224V223H44ZM48 224V223H47ZM50 224V223H49ZM59 224H58V226H59ZM69 224V223H68ZM154 224V223H153ZM160 224V223H159ZM166 224V223H165ZM184 224V223H183ZM182 224V225H183ZM215 224V223H214ZM31 225V224H30ZM37 225V224H36ZM51 225V224H50ZM53 225H56V224H53ZM71 225V224H70ZM47 226V225H46ZM69 226V225H68ZM67 225L66 226H63V227H68ZM72 226V225H71ZM142 226V225H141ZM154 226V225H153ZM185 226V225H184ZM227 226V225H226ZM33 227V226H32ZM38 227V226H37ZM73 227H76V226H74L73 225ZM156 227V226H155ZM179 227H181V225L179 226ZM183 227V226H182ZM182 227H181V230H182ZM30 228V227H29ZM35 228V227H34ZM33 228V229H34ZM39 228V227H38ZM45 228V227H44ZM70 228V227H69ZM72 228V227H71ZM70 228V230H72V229H74V228H72L71 229ZM78 228V227H77ZM146 228V227H145ZM177 228V227H176ZM220 228V227H219ZM223 228V227H222ZM227 228H229V229H227ZM50 228H48V230H49ZM54 229H55V227H54ZM58 228H56V230H57ZM62 229V228H61ZM60 229V230H61ZM68 229V228H67ZM150 229V228H149ZM32 230V229H31ZM38 230L39 229H37V231L36 232H34L35 234L37 233V235L39 234L38 233ZM41 230V229H40ZM80 230V229H79ZM157 230V229H156ZM166 230V229H165ZM176 230V229H175ZM185 230V229H184ZM183 230V231H184ZM190 230V229H189ZM220 230H221V228H220ZM220 230H218V231H220ZM52 231V230H51ZM66 230H63V232H65ZM78 231V230H77ZM77 231H74L75 233L77 232ZM151 231V230H150ZM154 231V230H153ZM215 231H217V230H215ZM217 231V232H218ZM31 233H32V231H30ZM83 232V231H82ZM82 232H81V234H82ZM152 232V231H151ZM189 232V231H188ZM216 232V233H217ZM50 234H51V232H49ZM48 233V234H49ZM55 233H57V232H55ZM61 233V232H60ZM69 233V232H68ZM71 234H72V231L70 232ZM70 233H69V238H72L71 236H70ZM78 233V232H77ZM156 233V232H155ZM26 234V235H27ZM33 234V233H32ZM31 234V235H32ZM44 234H46V236L47 237H49L48 235H47V233L44 231ZM58 234V233H57ZM56 234V235H57ZM66 234H67V232H66ZM164 234V233H163ZM192 234V233H191ZM215 234V233H214ZM14 235V236H13ZM21 235H22V233H21ZM26 235H25V237H26ZM34 235V234H33ZM40 235H41V233H40ZM52 235V234H51ZM51 235H50V238H51ZM54 235V234H53ZM53 235H52V238H53ZM68 235V234H67ZM186 235V234H185ZM17 236H16V238H17ZM28 236V235H27ZM35 236V235H34ZM34 236H33V238H31V240L32 239H34L35 241H36V239L34 238ZM60 236V235H59ZM63 236V235H62ZM61 236V237H62ZM140 236V235H139ZM141 236H143V235H141ZM155 236V235H154ZM163 236V235H162ZM178 236V235H177ZM11 237H13L12 239H11ZM21 237V236H20ZM22 237H23V235H22ZM21 237V238H22ZM30 237H32V236H30ZM43 237V236H42ZM44 237H45V235H44ZM66 237V236H65ZM75 237V236H74ZM145 237V236H144ZM155 237H157V235L155 236ZM154 237V238H155ZM166 237V236H165ZM164 237V238H165ZM186 237V236H185ZM15 238V239H16ZM21 238H17V239H21ZM49 238V239H50ZM58 238H60V237H58ZM67 238V237H66ZM161 238V237H160ZM182 238V237H181ZM186 238H188V237H186ZM41 238H39V236H38V242L40 241V243H41V240H40ZM44 239V238H43ZM61 239V238H60ZM63 239H65V238H63ZM163 239V238H162ZM212 239V238H211ZM22 240V239H21ZM26 240V239H25ZM24 240V241H25ZM28 240V239H27ZM45 240V239H44ZM47 240H48V238H47ZM46 240V241H47ZM54 240H55V238H54ZM68 240H70V239H68ZM67 240V241H68ZM72 240V239H71ZM74 240V239H73ZM157 240V239H156ZM191 240H192V238H191ZM18 241V240H17ZM29 241V240H28ZM58 241H59V239H58ZM61 241V240H60ZM151 241V240H150ZM190 241V240H189ZM206 241V240H205ZM13 242H16L15 240H13ZM21 242H23V241H21ZM30 243H32L31 241H29ZM43 242V241H42ZM62 242V241H61ZM63 242H65V241H63ZM71 242H73V243H71ZM156 242V241H155ZM158 242V241H157ZM188 242V241H187ZM191 242V241H190ZM17 243V242H16ZM30 243H28L29 245H30ZM37 243V241L35 242V245H38V244H36ZM53 243V242H52ZM58 243V242H57ZM57 243H55V244H57ZM152 243V242H151ZM206 243H207V241H206ZM19 245L21 244V243H18ZM23 244H25V242L23 243ZM23 244H21V245H23ZM34 244V243H33ZM32 244V245H33ZM45 244H47V243H45ZM49 245H50V243H48ZM47 244V246L45 245V247L44 248H46V247H48L49 245ZM54 244V243H53ZM70 244H75V242L74 241H70ZM69 244V245H70ZM78 244V243H77ZM147 244V243H146ZM150 244V243H149ZM16 245V244H15ZM26 246H27V244H25ZM40 245H42V244H40ZM44 245V244H43ZM85 245V244H84ZM205 245V244H204ZM207 245V244H206ZM17 246V245H16ZM26 246H25V249H26ZM31 246V245H30ZM30 246H28V249H31V248H34V246L33 247H31L30 248ZM39 246V245H38ZM53 246V245H52ZM57 246V245H56ZM59 246V245H58ZM62 246H63V243H62ZM66 246H68V245H66ZM66 246H63V247H66ZM71 246V245H70ZM69 246V247H70ZM152 246V245H151ZM194 246V245H193ZM18 247V246H17ZM24 247V246H23ZM22 247V248H23ZM42 247L43 246H41V248L39 249L40 251L41 250H43L42 249ZM55 247V246H54ZM54 247H50V250H51V248H54ZM62 247V248H63ZM73 247V246H72ZM75 248H76V246H74ZM73 247V248H74ZM108 247V246H107ZM18 248H20V247H18ZM18 248H16L17 250H18ZM59 248V247H58ZM57 248V249H58ZM61 248V247H60ZM61 248V249H62ZM67 248V247H66ZM75 248H74V250H75ZM78 248V247H77ZM76 248V249H77ZM104 248V247H103ZM126 248V247H125ZM124 248V249H125ZM195 248V247H194ZM35 249H36V247H35ZM61 249H60V251H61ZM72 249V248H71ZM71 249H69V250H71ZM80 249V248H79ZM146 249V248H145ZM158 249V248H157ZM156 249V250H157ZM187 249H189V247L187 248ZM22 250V249H21ZM21 250H19V251H21ZM24 250V249H23ZM33 250V249H32ZM31 250V251H32ZM66 250V249H65ZM65 250H62L61 251V253L60 254H62V252L63 251H65ZM67 250H68V248H67ZM78 250V249H77ZM106 250V249H105ZM143 250V249H142ZM154 250H155V248H154ZM159 250V249H158ZM165 250V249H164ZM196 250V249H195ZM201 250V249H200ZM37 251V250H36ZM46 250H44V252H45ZM49 250H47V252H48ZM146 251H148V250H146ZM162 251V250H161ZM176 251V250H175ZM194 251V250H193ZM192 251V252H193ZM34 252V251H33ZM39 251H37V252H35V253H38ZM44 252H42L43 254H44ZM52 252V251H51ZM57 252H58V250H57ZM67 252V251H66ZM80 252V251H79ZM78 252V253H79ZM83 252V251H82ZM82 252H80V253H82ZM99 252V251H98ZM130 252V251H129ZM143 252V251H142ZM145 252V251H144ZM149 252H150V250H149ZM148 252V253H149ZM152 252H154L153 250H152ZM159 252V251H158ZM157 252V254H160V253H158ZM165 252V251H164ZM17 253V252H16ZM19 253V252H18ZM46 253V252H45ZM59 253V252H58ZM63 253H65V252H63ZM72 253H73V251H72ZM74 253H75V251H74ZM91 253V252H90ZM105 253V252H104ZM121 253V252H120ZM119 253V254H120ZM146 253V252H145ZM147 253V254H148ZM151 253V252H150ZM156 253V252H155ZM162 253H163V251H162ZM162 253H161V255L160 256H162V257H160L162 260H164L163 262H164V264L166 263V264H173V263H170V262H172V257L173 256H171L170 254H168V252L166 251L165 253H163V255H162ZM173 253V252H172ZM39 254H40V252H39ZM43 254H41V255H43ZM54 254V253H53ZM52 254V255H53ZM60 254H59V256H60ZM77 254V253H76ZM83 254H85V253H82V255ZM147 254H144L145 256L147 255ZM156 254V255H157ZM179 254H180V252H179ZM196 254H198V253H196ZM201 254V253H200ZM20 256H21V258H23V256L21 255V254H19ZM28 255V254H27ZM45 255H47V254H44V256ZM52 255H48V256H52ZM66 255V254H65ZM70 255H71V253H70ZM78 255V254H77ZM95 255V253L93 254V256ZM97 255V254H96ZM103 255V254H102ZM111 255V254H110ZM116 255V254H115ZM122 255H124V257L122 256ZM122 255H119V256H121L120 258H126L125 257V255L126 254H122ZM143 255V254H142ZM153 256L155 255V254H152ZM155 255V256H156ZM176 255V254H175ZM57 256V257H56ZM55 257L56 258H58V254L56 255ZM63 256V255H62ZM80 257H81V255H79ZM86 256V255H85ZM87 256H88V254H87ZM90 256H92V254L90 255ZM98 256V255H97ZM106 256L107 255H105V258H106ZM114 256V255H113ZM153 256H149V254H148V258L147 259H149V260H151V257H153ZM158 256V255H157ZM24 257H26L25 255H24ZM29 257H31V256H28V258ZM34 257V256H33ZM32 257V258H33ZM37 257V256H36ZM42 257V256H41ZM40 257V258H41ZM53 257H54V255H53ZM54 257V258H55ZM66 257H68V256H66ZM83 257V256H82ZM96 257V256H95ZM99 257H101L102 258V256H98V257H96V258H99ZM103 257H104V255H103ZM109 257V256H108ZM116 257V256H115ZM131 257H132V255H131ZM134 257V256H133ZM184 257H185V255H184ZM192 257V256H191ZM55 258V259H56ZM77 258L78 257H76V255H71V257H68V258H65V259H61V257H60V259H61V261L62 262H65L66 260H68L69 262H74L75 261V263H76V261H78V262H80L79 260H77ZM95 258V259H96ZM142 258V257H141ZM183 258V257H182ZM181 258V259H182ZM187 258V257H186ZM194 258V257H193ZM26 259H27V257H26ZM34 259H36V258H34ZM37 259H39V257H37ZM37 259H36V261H37ZM42 259H45V258H42ZM49 259H50V257H49ZM59 259V258H58ZM58 259L57 260H55V261H58ZM92 259V258H91ZM95 259H94V261H93V259L91 260V261H93V262H95ZM103 259V258H102ZM109 259V258H108ZM140 259V258H139ZM159 259V258H158ZM174 259V258H173ZM191 258H189V260H190ZM30 260V259H29ZM32 260V259H31ZM30 260V261H31ZM53 260V259H52ZM51 260V261H52ZM85 260L87 261V258H85ZM104 260V259H103ZM116 260H118V259H116ZM127 260H129V259H127ZM137 261H138V259H136ZM142 260V259H141ZM153 260L154 259H152L151 261H150V263H154L155 264V262H153ZM156 260V259H155ZM160 260V259H159ZM162 260L160 261L161 262V264H163L162 263ZM176 260H178V259H176ZM175 260V261H176ZM183 260V259H182ZM34 261V260H33ZM55 261H54V264H55ZM61 261H60V264H61ZM67 261V262H68ZM84 261V260H83ZM102 261V260H101ZM105 261H106V259H105ZM105 261H103V263L105 262ZM108 261V263L110 262L109 260H107ZM114 261V260H113ZM143 261V260H142ZM174 261V260H173ZM174 261V262H175ZM32 262V261H31ZM30 262V263H31ZM41 262V261H40ZM40 262H38V263H31V264H40ZM68 262V263H69ZM97 262H99V260H97ZM123 262V260L121 261V262H119L120 264ZM139 262V261H138ZM137 262V263H138ZM145 262V261H144ZM158 262L159 261H157V264H158ZM46 263H50V262H47L46 261ZM52 263H53V261H52ZM52 263H50V264H52ZM59 262H57V264H58ZM67 263V264H68ZM74 263V264H75ZM81 263V262H80ZM102 263V262H101ZM107 263V262H106ZM105 263V264H106ZM132 263V262H131ZM134 263V262H133ZM140 263H141V261H140ZM140 263H138V264H140ZM146 263V262H145ZM19 264V263H18ZM21 264V263H20ZM42 264V263H41ZM63 264V263H62ZM66 264V263H65ZM73 264V263H72ZM82 264V263H81ZM86 264H87V262H86ZM93 264V263H92ZM97 264V263H96ZM99 264V263H98ZM117 264H118V262H117ZM130 264V263H129ZM141 264H143V263H141ZM147 264V263H146ZM160 264V263H159Z\"/></svg>",
    "mask_w": 264,
    "mask_h": 264
}]
</instances>
